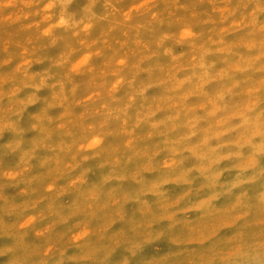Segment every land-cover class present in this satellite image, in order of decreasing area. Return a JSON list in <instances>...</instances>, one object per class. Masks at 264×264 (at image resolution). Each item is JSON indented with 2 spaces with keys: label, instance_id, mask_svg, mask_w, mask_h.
<instances>
[{
  "label": "clouds",
  "instance_id": "clouds-1",
  "mask_svg": "<svg viewBox=\"0 0 264 264\" xmlns=\"http://www.w3.org/2000/svg\"><path fill=\"white\" fill-rule=\"evenodd\" d=\"M0 264H264V0H0Z\"/></svg>",
  "mask_w": 264,
  "mask_h": 264
}]
</instances>
